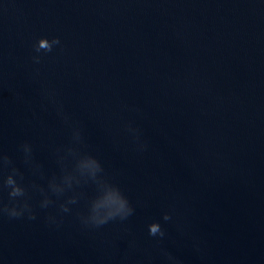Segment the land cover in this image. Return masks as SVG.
<instances>
[{
	"label": "water",
	"instance_id": "obj_1",
	"mask_svg": "<svg viewBox=\"0 0 264 264\" xmlns=\"http://www.w3.org/2000/svg\"><path fill=\"white\" fill-rule=\"evenodd\" d=\"M0 264H264V0H0Z\"/></svg>",
	"mask_w": 264,
	"mask_h": 264
},
{
	"label": "clouds",
	"instance_id": "obj_2",
	"mask_svg": "<svg viewBox=\"0 0 264 264\" xmlns=\"http://www.w3.org/2000/svg\"><path fill=\"white\" fill-rule=\"evenodd\" d=\"M58 43H59L58 38H54L51 43H49L46 39H42L39 43V48H37L36 51L39 52L40 49H44L46 51H51L52 45L58 44ZM7 185L12 188V190L9 192V196L11 198H15L17 196L23 195L22 189L15 186V181L12 179V177L8 178ZM2 211L6 212L5 209H2ZM65 211H67V209H65ZM117 212L121 214V219H125V218H127L128 215L131 214V209H129L127 207V201H125V200L120 201V206L117 209ZM7 214L10 217H14V218L20 217L22 215V213L15 211V209H13L11 212H7ZM116 214L117 213H109L108 217H105L104 219L96 221L95 225L100 226V225L107 223L110 219H115ZM29 218L34 219L35 217H34V215L30 214ZM169 218L170 217L167 214H165L164 219L168 220ZM157 233H159V235H161V236L164 235V233L161 230L160 225L158 223L150 224L149 225V234L150 235H156Z\"/></svg>",
	"mask_w": 264,
	"mask_h": 264
}]
</instances>
